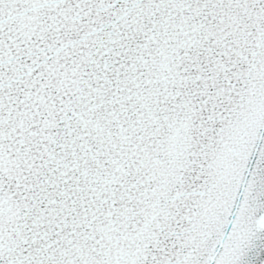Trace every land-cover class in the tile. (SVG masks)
<instances>
[{"label": "snow or ice", "instance_id": "6c2138e0", "mask_svg": "<svg viewBox=\"0 0 264 264\" xmlns=\"http://www.w3.org/2000/svg\"><path fill=\"white\" fill-rule=\"evenodd\" d=\"M0 264H264V0H0Z\"/></svg>", "mask_w": 264, "mask_h": 264}]
</instances>
